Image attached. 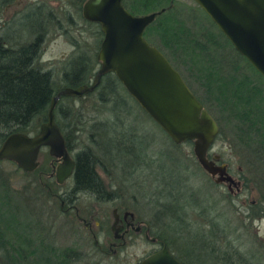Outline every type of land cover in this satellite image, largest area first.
I'll use <instances>...</instances> for the list:
<instances>
[{
  "label": "trees",
  "instance_id": "obj_1",
  "mask_svg": "<svg viewBox=\"0 0 264 264\" xmlns=\"http://www.w3.org/2000/svg\"><path fill=\"white\" fill-rule=\"evenodd\" d=\"M169 2H171V6L156 15L145 26L143 36L163 52L208 111L207 103L219 111L220 116L236 124L235 126L241 132L240 138L241 136L246 138L244 146L250 147L253 158L256 157L258 161L264 162V155L261 156V153L264 154V95L259 94L264 87V80L261 75L233 48L205 13L207 21L206 24H202L191 15H183L176 0H121L122 5L133 13L151 11L165 6ZM193 9L202 10L198 5L193 8L190 6L186 10L188 13H192ZM76 10V14L80 16L82 22L89 26L87 30L90 36L94 37L92 42L95 49L98 47L102 35L99 26L96 22L88 21L82 17L81 6ZM71 17V14H68L67 19L69 23L74 24ZM188 21L191 22L190 26L185 25ZM33 24L29 26L30 29L27 28L30 32L31 28L34 29V35L29 41L10 45L0 39V142L11 131H36V128L34 129L36 120L45 119L50 97L57 90L53 85L54 71L51 68L42 67L37 62L44 39V25L39 19L35 20ZM71 41L75 49L62 63L61 87L87 84L89 82L88 74L94 62L91 53L80 49L81 45L78 46L74 40ZM181 65H185L187 71L194 78V82L198 85L196 90L192 88V83L185 74L180 71ZM240 88L244 89L246 93H239ZM92 91L96 92L99 102L110 104L108 110L113 113L112 118L109 116L102 119L94 117L89 120L84 110L79 107H64L60 102V99L64 97L80 99L82 95H61L54 105L53 113L54 120L64 136L65 146L69 151L78 144L80 134L87 133L88 138L92 141V145H81L72 153L74 160L73 191L92 192L96 194L97 199L104 200L109 197V191L103 186L96 167L106 170L105 161H108L118 168L119 166L123 168V163L128 165L127 161L132 156L142 157L143 159L140 160H144V156L148 154L146 150L149 142L137 147L133 143L136 132L121 128L124 123H128L130 120L128 116L131 115L132 107L138 108L139 105L128 95L113 72L102 74ZM92 91L84 94H90ZM258 94L260 98L254 100L253 97ZM124 119H127V122H124ZM129 129L133 130L131 126ZM253 133H259V136L256 135V138H253ZM240 141L238 140L237 143L242 144ZM185 142H191V140H185ZM171 144L174 146V150L179 153L175 148L178 143L172 142ZM257 144H260V147H257ZM136 147L138 148L137 152L142 154L141 157L137 153H133ZM154 154V157L153 154L148 156V162L155 163V166L160 170L161 165L157 164L156 160L162 153L157 149ZM188 155H183V157L189 159L190 163L194 156L193 154ZM123 159L125 162L122 161ZM187 165L189 164L187 163L177 170H181ZM176 180L175 184L180 187L173 189V193L170 192L172 190L167 193L172 200L177 201L176 205L179 211L174 214L172 205L165 204L163 201L164 206L160 214L168 215V220L177 221L179 226L174 228L173 237L170 238L161 230L155 231V233L164 240L168 248L183 264H205L206 254L204 255L202 250L205 248L208 249L206 253L210 255L209 264L210 262L211 264H264V247L254 244L253 247L251 243L247 244L246 237L242 233L236 234L234 227L230 228L229 220L226 217L217 221L219 213L215 212L210 205L201 206L208 214L206 223L208 229L199 227L201 231L194 232L192 237L200 238L199 247L197 251L194 250L195 252L190 250L187 241L182 239L184 228L186 229L185 234H188L189 228L182 212L185 206L201 204H195L189 200H183V202L178 200L181 198V194L187 196V199H189V194L194 196V189L190 190L191 185H188L189 180L185 172L177 174ZM208 182L215 184L209 178ZM162 191L161 189L159 193L162 194ZM225 196L222 194V197ZM249 212L254 216L259 212L258 215H260V211L251 208H249ZM162 223L164 227H170L167 221ZM206 229L208 236L205 233ZM31 242L27 225L19 220L15 207H11L8 187L1 181L0 248L3 250L1 263L29 264L30 257L33 264H71L70 260L78 258L73 248L56 249L54 246L48 247L42 244L41 240L37 245L31 246ZM131 264H136V262Z\"/></svg>",
  "mask_w": 264,
  "mask_h": 264
},
{
  "label": "rangeland",
  "instance_id": "obj_2",
  "mask_svg": "<svg viewBox=\"0 0 264 264\" xmlns=\"http://www.w3.org/2000/svg\"><path fill=\"white\" fill-rule=\"evenodd\" d=\"M83 1L0 0V39L3 42L16 45L29 41L34 35V29L31 28L30 32L29 26L34 25V21L38 19L44 25V39L37 62L42 67L51 68L54 71L53 85L55 89L61 87L60 70L62 63L75 49L71 40L77 42L78 46L80 44V49H85L93 55L94 62L88 74V81L92 79L98 66L97 59H95L97 47L94 49L92 42L94 37L90 36L87 30L88 24H84L80 16L76 14V9L81 6ZM176 2L183 15H191L199 23L206 24L207 19L202 10L193 9L192 13L187 12L188 7H197L193 0H176ZM67 13L71 14L74 24L69 23ZM191 17L189 16V18ZM190 23L188 21L185 25L190 26ZM225 50L227 51L226 48ZM179 69L192 83V88L196 90L198 85L194 82L190 72L187 71L186 66L181 65ZM239 93L245 94L246 91L240 88ZM259 94L264 95V87ZM259 94L253 99L258 100ZM60 102L64 107H79L84 110L89 120L94 117L97 119L108 116L112 118L113 115L108 110L110 104L99 102L94 91L90 94H82L80 99L64 97L60 99ZM207 107L218 124V132L212 142V149L219 153L220 159L227 164L231 174L239 175L240 187L231 185L228 192L223 183L210 184L208 175L196 163L195 159L192 157L193 159L191 158L189 163V159L183 157V155H192L191 142L178 143L175 147L179 151L177 153L164 131L140 107H132L131 115L128 116L130 119L128 123L133 130L129 129L128 123H124L121 128L136 132L133 143L137 147L149 142L146 150L148 151L147 157L144 156V160H140L143 159L142 154L137 152L138 148L136 147L133 153H137L141 158L132 156L127 161L128 165L123 163V168H121L122 166L118 168L111 162L105 161L106 172L107 170H124L115 182L108 185L105 184L107 180L105 169L96 167L105 184V189L114 192L112 195L114 200L96 201L91 196L80 195L73 201L79 215L88 217L90 215L88 206H90L94 211L91 213L94 214V216H90L91 219H96L99 216L100 220H103V217L106 220L105 224L102 223L101 233H97L94 223L91 226L98 243L106 252H99L93 246L92 236L74 217L73 208L64 211L59 207V199L54 193H57L64 185L53 181L46 182L48 186L41 183L46 179L43 175L38 177L37 169L48 167V160L52 157L48 154L46 146L39 148L38 164L36 169L31 171L22 170L11 160L0 159V182L2 181L8 187L11 207H15L19 220L27 225L29 236L32 239L31 246L37 245L41 240V243L48 247L54 246L56 249L73 248L78 258L70 260L71 264H131L137 262L142 256L157 248L158 244L144 239L142 232H140L139 234H131L130 240L114 248L113 253H108L106 242L112 239L108 228L112 217L111 208L117 203L121 204L120 207L131 211L136 219L150 224V234L156 235L155 231L161 230L169 238L173 237V230L179 226V223L173 219V221H169V216H163L160 212L164 206L163 201H165V204L172 205L174 214L178 213L177 201L172 200L167 192L172 190L170 192L173 193V189L180 187V185L175 184L177 182L176 177L177 174L185 172L189 180L188 185H191L190 190L194 189V196L189 194V199H187V196L181 194V198L178 200L181 202L189 200V202L201 204L185 206L182 212L189 225L188 234H185L186 229L184 228L182 239L187 241L190 250L197 251L199 247L200 238L192 237L194 232L201 231L199 227L208 229L206 226L208 214L205 208L201 207L203 205H210L215 212L219 213L216 218L217 221L226 217L229 220L230 228L234 227L236 234L242 233L246 237L247 244L251 243L253 247L254 245L264 247V162L258 161L256 157L253 158L250 147H245L243 144L246 138L242 136L240 138L241 132L235 126L236 124L232 123L233 121H227L225 117L220 116V112L208 103ZM124 120L127 122V119ZM40 122L41 120H36L34 129H37ZM32 132L34 131L30 133ZM258 134L253 133V138H256V135L259 136ZM238 140H241L240 143L242 142L243 145L238 144ZM84 144L92 145L87 133L80 134L78 144L70 150V153ZM256 146L260 147V144ZM157 149L162 153L156 160V163L161 165L160 170L155 166V163L148 162V156L153 154L154 157V151ZM263 155L261 153V156ZM187 163L189 164L187 167L177 170ZM161 189L163 196L159 193ZM222 194L226 196L222 197ZM249 208L260 211V215H258L259 212L255 216L250 214ZM158 215L161 216L158 217ZM165 221L169 223L170 227H164L162 222ZM196 225L197 227H195ZM202 250L203 254H206L204 262L209 264L210 255L206 253L208 249ZM2 251L0 248V264H2ZM30 260L29 257V264H33Z\"/></svg>",
  "mask_w": 264,
  "mask_h": 264
},
{
  "label": "water",
  "instance_id": "obj_3",
  "mask_svg": "<svg viewBox=\"0 0 264 264\" xmlns=\"http://www.w3.org/2000/svg\"><path fill=\"white\" fill-rule=\"evenodd\" d=\"M264 80V0H193ZM171 6L133 13L121 0H84L81 15L96 22L102 33L95 57L98 66L92 79L74 87L63 86L50 97L45 119L36 131L8 132L0 142V159L13 161L24 171L37 164L41 146L55 157V178L61 181L73 167L64 136L54 120L53 108L61 95L80 96L92 91L100 76L113 72L128 95L164 131L173 143L191 140V151L199 166L214 181L232 182L224 163L206 156L218 132V124L191 91L179 71L144 36L153 18ZM157 238L152 235L150 240ZM160 246L136 264H183L162 240Z\"/></svg>",
  "mask_w": 264,
  "mask_h": 264
},
{
  "label": "flooded vegetation",
  "instance_id": "obj_4",
  "mask_svg": "<svg viewBox=\"0 0 264 264\" xmlns=\"http://www.w3.org/2000/svg\"><path fill=\"white\" fill-rule=\"evenodd\" d=\"M68 152L71 155V157L73 158V156H72L73 154L70 153L69 150H68ZM206 156L208 158L212 159L217 164L224 163L225 170L227 171V173L232 178V182H229V183H228V181H223V180L216 182V181H214V178L216 175L211 176L206 171H204L208 175V178L211 181L216 182V183L225 184L228 192L231 189L230 188L231 185H234L235 187H238V186L240 187L241 181H240L239 175L231 174L229 172L227 164L223 160L220 159L219 153L215 152L212 149V143L207 148ZM57 162H58V160L55 157H50L48 160V167L37 169L38 170V177L43 175L46 179L41 183L45 186H48V184L46 182H49V181L52 182L53 181L54 183L55 182L58 184L62 183V185H64L62 189H59V191L57 193H54V195L59 199V207L64 211L68 210L69 208H73L74 217L77 219V221L79 223H81V225L86 229V231H88L90 233V236H92L93 246L96 247L99 250V252H106V251H104L102 246L98 243V240L95 237L96 234L92 231V228H91L92 224L94 223V225L97 228V233H101V231L103 229L102 223L105 224V221H106V220H104V217L102 218L103 220H100L99 216H97L96 219H91L90 216H94V214H91V213L94 211H93V209H91L90 206H88V209L90 208V211H89L90 215H88V217H85L83 215H79L77 212V208H76L75 204L73 203V201L75 199H77L80 195H84L87 197L91 196L96 201H100L101 199H97L96 194H94L92 192H88V191H84V190H82V191L74 190L73 191V187H72L73 167L70 170V172L68 173V175H66L61 181H57L55 178V165ZM34 169H36V167ZM34 169H32V170H34ZM123 171L124 170H107V172H106V170H105V172H106L105 176L107 178L105 184L108 185V184H111V182H115L116 178L120 174H122ZM96 172H97V170H96ZM97 174H98V172H97ZM98 176L101 179L99 174H98ZM102 183H103V181H102ZM105 184L103 183L104 187H105ZM108 191H109V197L105 198L104 200L112 201V199L114 198V197H112L114 192L112 190H108ZM120 205L117 203L111 208V216L112 217H111V221L109 223L108 228L111 232L112 239L107 240V242H106V244L108 246V253H110V254L113 253V251L115 250L114 248H117V247L123 245L127 240H130L131 234H139L140 232H142L144 239L151 241V242H156L158 244V246H157V248H158L161 244V241L159 239H162V238L158 237L157 235L150 234L148 223L146 224L145 221L136 219L134 214L131 211L120 207ZM92 206H93V204H92ZM152 235L156 236L157 238H155L154 240H150L149 237ZM157 248H154L153 250H155Z\"/></svg>",
  "mask_w": 264,
  "mask_h": 264
}]
</instances>
